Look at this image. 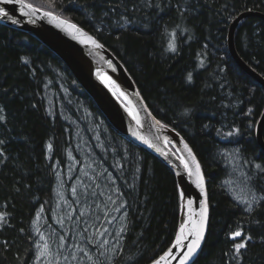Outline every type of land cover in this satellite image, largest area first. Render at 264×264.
<instances>
[{"label":"trees","instance_id":"obj_1","mask_svg":"<svg viewBox=\"0 0 264 264\" xmlns=\"http://www.w3.org/2000/svg\"><path fill=\"white\" fill-rule=\"evenodd\" d=\"M26 2L74 23L103 44L124 66L151 113L192 149L205 176L209 202L198 264H237L229 234L238 226L253 237L241 250L240 264H264V204L249 216L230 198L222 185L224 169L218 154V146L226 141L238 144L245 162L253 166L251 188L264 196V172L255 168L264 167V152L254 137L264 89L234 63L227 49L233 19L245 11L264 14V0ZM170 42L176 52L168 50ZM235 46L241 59L264 78V22L253 17L243 20ZM59 73L65 76L71 98L85 103L113 135L102 133V138L117 151L128 213L120 251L110 264H150L171 246L177 230L179 195L173 172L108 124L61 59L34 37L3 24L0 213L6 223L0 225V264H31L35 215L40 207L48 210L53 204V165L63 163L71 137L66 122L48 113L44 96L45 83H57ZM234 129L238 134L224 135ZM48 145H52L50 160Z\"/></svg>","mask_w":264,"mask_h":264},{"label":"rangeland","instance_id":"obj_2","mask_svg":"<svg viewBox=\"0 0 264 264\" xmlns=\"http://www.w3.org/2000/svg\"><path fill=\"white\" fill-rule=\"evenodd\" d=\"M64 80V74L59 73L57 83L47 81L44 85L48 113L52 116L58 114L66 122L71 137L63 163L55 161L53 165V204L48 210L40 207L33 221L34 256L31 264H34L35 258L44 251L43 247L36 248V244L43 245L45 242L40 239L39 234L44 235L50 248V255L44 257L45 261L55 256L60 260V264H78L76 260L63 259L72 253L83 260L84 264H91L76 247L79 245L89 252L96 264H110L120 251L125 233H120V229L123 227L126 230L128 213L117 173V151L115 148L109 149L102 138V133L108 138H113L104 121L85 103L71 98ZM218 148L225 178L222 185L230 198L244 207V204L238 201L251 202L254 197H260L251 188L253 166L245 162L238 144H229L228 140ZM47 157L48 160L51 159L49 150ZM73 188L76 189L75 193ZM81 212L83 216L80 215ZM105 212L108 213L107 218ZM85 227L88 228L87 232H84ZM103 228L108 229L103 237L93 235L97 231H103ZM61 236L65 237V240L63 246L58 247ZM89 239L107 240L108 243L103 248H95L89 243Z\"/></svg>","mask_w":264,"mask_h":264},{"label":"water","instance_id":"obj_3","mask_svg":"<svg viewBox=\"0 0 264 264\" xmlns=\"http://www.w3.org/2000/svg\"><path fill=\"white\" fill-rule=\"evenodd\" d=\"M2 6L9 12L11 17L17 20V23L13 24L8 18H0V24L34 37L43 46L61 59L79 85L104 115L108 124L117 133L123 135L139 147H142L168 166L175 176L178 191L182 189L185 192L186 197L194 201L192 207L197 208L195 202L203 200V196L199 189H197L191 182V179L184 171L183 164H181V161L177 158L181 155L187 157V153L184 150V144L186 142L171 127L167 125L166 127H161L160 125L165 124L160 122V125H158L156 123L158 119L150 112L134 81L115 56L105 47L95 48L90 43H80L81 39L87 40V36L74 38L72 30L67 29L66 25L58 26L59 20L64 19L59 18L55 14H53V16L58 19H53L52 16H45L44 12L46 11L43 10H40L32 16H25L23 15L21 7L15 3ZM251 17L260 19L264 22V14L259 12L245 11L237 15L228 29L227 49L234 63L264 89V78L241 59L235 46V36L238 25L243 20ZM69 23L73 24L71 22ZM82 31L86 33L84 30ZM87 35L90 34L87 33ZM109 62L112 63L113 67L116 69L115 71L109 67ZM104 75H107L116 81V83L120 85L121 90L125 92L127 98L132 101V105L139 113V124L128 115V112L125 111L124 105L113 97L104 84L101 83ZM263 130L264 113L262 118L256 123L254 132L255 140L260 149L264 152ZM133 133H136V135H133ZM166 139L170 141V143H165ZM144 141H147L148 143H145ZM148 144H152L154 147H149ZM168 145H171L174 151ZM157 149H160L161 151H157ZM162 151L168 152L169 156H163L161 154ZM177 172L181 175H176ZM182 205L183 210L181 207ZM187 207V201L180 200V213L178 216L177 230L182 222H187ZM207 228L208 221L205 227L204 240ZM204 240L201 242V248ZM201 248L198 250V254ZM173 264H176V262H173Z\"/></svg>","mask_w":264,"mask_h":264},{"label":"snow or ice","instance_id":"obj_4","mask_svg":"<svg viewBox=\"0 0 264 264\" xmlns=\"http://www.w3.org/2000/svg\"><path fill=\"white\" fill-rule=\"evenodd\" d=\"M55 0H50V3H54ZM15 3L19 5L23 11V15L25 16H32L35 13H38L40 11L39 8L34 7L33 4L27 3L26 0H0V18H8L11 20L13 24L17 23V20L14 19L9 15V12L2 6L6 4ZM149 6H151L149 4ZM26 10V11H24ZM45 16H52L53 19H58L57 17L53 16L51 12H44ZM121 20H126V17H121ZM130 23V21H127ZM66 25L67 29L72 30V35L74 38H78L80 36H87V40H80V43L86 44L90 43L95 48H103L104 45L99 43L97 39L94 37L87 35V33H84L82 29L77 27L75 24H70L67 21L59 20L58 26ZM173 37L175 36V33L171 34ZM168 50L171 52H176V48L174 46V43L170 42L168 45ZM24 63L27 64L28 61L25 59ZM203 64V61H201V65ZM109 67L112 68L113 71L116 69L113 67L112 63L109 62ZM187 79L191 81L192 75L189 73ZM101 83L104 84V86L108 89V91L112 94L113 97H115L117 100H119L125 107V111L128 112V115L137 122V124L140 123L139 120V113L135 110L134 106L132 105V101L129 100L125 94L124 91L121 90V87L119 84L116 83L113 79H111L109 76L104 75ZM4 110L0 108V112H3ZM252 113V109H248V114ZM4 120V117L0 116V122ZM158 125H160V121H156ZM161 127H166V125H160ZM219 131V130H218ZM239 130L234 129L232 131H228L224 133L225 136H233L238 134ZM133 135H136V133H133ZM145 143H148L147 141H144ZM5 141L3 139H0V145H3ZM165 143H170L167 139L165 140ZM149 147H154L152 144H148ZM49 151L52 150V145H48ZM184 150L187 153V157L184 155L178 156L177 158L181 161V164H183V168L187 176L191 179V182L195 185L197 189H199L201 195L203 196V200L195 202L197 204V208H193L192 205L194 201L190 198L186 197L185 192L181 189L179 191V199L181 201H187V222H182L176 232L175 239L171 246L168 248L167 251H165L162 255H160L158 258L154 259L153 264H173V262H176V264H198V250L201 248V242L204 240L205 236V227L208 221V205H207V191L205 188V180L204 175L201 171L200 164L196 159V156L193 154L192 149L189 147L187 143L184 144ZM157 151H161L160 149H157ZM161 154L165 157L169 156L168 152H161ZM4 157V152L0 151V158ZM255 168L259 172H264V167H262L260 164H256ZM176 175H181L179 172L176 173ZM73 193H75L76 189L73 188ZM111 200V197H109ZM115 203V201H113ZM238 203H243L244 207L242 209L243 212L248 213L249 216H251L254 212L257 211V209L264 204V196L260 197H254L251 202L248 200L238 201ZM183 210V205L181 206ZM117 211L119 209H116ZM42 211V209H41ZM81 216L84 214L81 212ZM108 213L105 212V218H107ZM39 219V216L37 217V220ZM69 219H71V215H69ZM111 223V221H108ZM255 223H258V221H254ZM6 223V216L3 213H0V225H3ZM61 225L63 224V220L60 221ZM92 227H95V225H92ZM101 227H103L101 225ZM88 228H84V232H87ZM125 229L122 227L120 229V233H123ZM37 232L39 234V230L37 229ZM108 232L107 228H103V231H97L93 235H98L103 237L105 233ZM118 233L117 235L119 236ZM40 239L42 241H45L43 245L36 244V248L40 249L43 247L44 251L39 254L35 258L34 264H60V260L57 259L55 256H53V259L44 260L45 256L50 255V248L48 242L45 240V237L43 234H39ZM237 238H242L238 240ZM229 239L233 240V254L232 259L237 262V264H240V259L243 256V252L241 251L246 250L247 244L253 240V237L246 233L242 227L238 226L237 229L229 234ZM65 237H60V245L58 247H62L64 243ZM89 243L93 245L95 248H103L105 245H107V240H92L89 239ZM4 246L7 247V241L4 242ZM76 247L79 248V251L83 253L85 257H87L88 261L91 262V264H96V262L93 260V257L89 254L88 251L85 250L83 247H79V245H76ZM59 253H57V256ZM227 255V254H226ZM64 260H76L78 261V264H84L83 260H81L77 255L70 253L69 256H64Z\"/></svg>","mask_w":264,"mask_h":264},{"label":"bare ground","instance_id":"obj_5","mask_svg":"<svg viewBox=\"0 0 264 264\" xmlns=\"http://www.w3.org/2000/svg\"><path fill=\"white\" fill-rule=\"evenodd\" d=\"M263 113H264V108H263V110H262V112H261V114H260V117H259L258 121L262 118ZM258 121H257V122H258ZM257 122H256V123H257ZM255 126H256V124H255ZM254 132H255V129H254ZM254 135H255V134H254Z\"/></svg>","mask_w":264,"mask_h":264}]
</instances>
